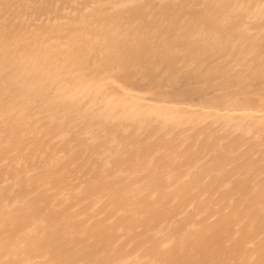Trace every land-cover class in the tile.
Instances as JSON below:
<instances>
[{
	"label": "bare ground",
	"instance_id": "bare-ground-1",
	"mask_svg": "<svg viewBox=\"0 0 264 264\" xmlns=\"http://www.w3.org/2000/svg\"><path fill=\"white\" fill-rule=\"evenodd\" d=\"M3 3L33 7L0 43V261L264 264L260 0Z\"/></svg>",
	"mask_w": 264,
	"mask_h": 264
},
{
	"label": "snow or ice",
	"instance_id": "snow-or-ice-1",
	"mask_svg": "<svg viewBox=\"0 0 264 264\" xmlns=\"http://www.w3.org/2000/svg\"><path fill=\"white\" fill-rule=\"evenodd\" d=\"M23 7H33V5H16L3 3L0 4V8L3 9V14L0 16V43L3 44L6 53L11 52L13 50L18 49L19 44L22 40L21 34L17 31L14 20L15 17L13 15V10L16 8ZM92 7H96V5H92ZM123 7L127 8H151L153 5H144V4H129L124 5ZM162 9L167 8H181L188 7L185 5H160ZM214 7L212 5H201L200 8L207 9ZM232 9L235 11V20L238 23L242 24L240 28L241 31L251 33L255 28V14L251 12L252 5L238 3L235 5H230ZM177 20L182 19V17H177ZM259 23L261 28V85H262V95H264V0H260L259 5ZM113 47H119V41H113ZM82 71H88V63L82 62ZM123 68L121 66L113 65L111 68V74L115 76L117 73H121ZM217 72L224 71L227 72V69H217ZM11 73V69L5 64L4 67V75L7 78ZM191 73H185L183 71H178L172 75V77L167 81H161L159 84H151L153 89H158L162 93H171L173 91H180L184 88L185 81L190 77ZM261 173L262 179H264V161L261 163ZM262 205H264V201H262ZM5 247H13L15 248L20 244L19 240H16L13 243L10 239H5L4 241ZM0 264H38V262L25 260V261H15V262H3L0 261ZM42 264H110V262L100 261V260H85V259H64V260H47L42 262ZM158 264H221L218 261H210L204 259H190V260H165L160 261Z\"/></svg>",
	"mask_w": 264,
	"mask_h": 264
},
{
	"label": "rangeland",
	"instance_id": "rangeland-1",
	"mask_svg": "<svg viewBox=\"0 0 264 264\" xmlns=\"http://www.w3.org/2000/svg\"><path fill=\"white\" fill-rule=\"evenodd\" d=\"M207 95H208V96H207ZM207 95H206L207 97H210V96L212 95V92H208ZM193 99H195V100H193ZM191 101H192V102H193V101H194V102L198 101V96H196V95L192 96V97H191Z\"/></svg>",
	"mask_w": 264,
	"mask_h": 264
}]
</instances>
